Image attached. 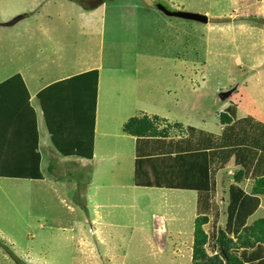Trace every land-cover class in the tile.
I'll return each instance as SVG.
<instances>
[{
  "label": "rangeland",
  "instance_id": "obj_1",
  "mask_svg": "<svg viewBox=\"0 0 264 264\" xmlns=\"http://www.w3.org/2000/svg\"><path fill=\"white\" fill-rule=\"evenodd\" d=\"M92 66L102 99L94 164L79 158L72 167L45 165L44 179L26 187L0 180V263L191 264L195 214L184 220V199L174 200L183 208L169 207L172 200L157 188L132 186L136 163L126 125L143 113L215 132L230 104L239 116L253 115L252 107L264 123V90L255 94L264 86V0H0V83L22 73L47 82ZM158 120L160 134L167 130L155 142L159 159L172 140H183L182 150L203 133L186 128L182 136L173 132L178 126ZM243 131H222L225 156ZM223 162L222 179L234 184V162ZM138 169L145 178L147 169ZM153 179L146 180L158 184ZM199 204L196 196V217L206 220ZM160 216L169 224L163 227ZM262 216L256 211L250 226ZM164 231L182 240L171 246Z\"/></svg>",
  "mask_w": 264,
  "mask_h": 264
},
{
  "label": "trees",
  "instance_id": "obj_2",
  "mask_svg": "<svg viewBox=\"0 0 264 264\" xmlns=\"http://www.w3.org/2000/svg\"><path fill=\"white\" fill-rule=\"evenodd\" d=\"M97 82L98 71L92 70L64 81L55 82L45 88L37 97L43 94V101L46 103L47 94L53 92H61L62 94L75 92L76 96L83 93V90L75 89V86L81 88L82 86L87 87L89 84L91 100L92 92L95 95L94 85ZM28 100L29 94L20 75H15L0 83V146L4 145L6 152V154L4 153V161L0 164V178L41 180L39 143L34 128L35 116ZM44 102L41 103V108H43L49 136L55 150L64 158L91 159V141L84 151L77 149L79 146L70 141L57 144L56 128L58 123L54 117L49 116L48 111H45L46 104ZM21 108H23V117L15 122L16 130L9 131L11 117ZM222 113L220 122L226 125V128H244L245 131L239 133L240 136L236 142L229 144L226 156L221 149L225 146L224 142L222 147L213 145L212 149L214 150H211L210 157L195 150L194 145L196 143L199 145V140L218 139L207 132L201 133L200 138H196L189 143L191 149H188V154L182 155L177 152V155L180 156L174 158L177 162L175 163L176 172L185 171L186 169V174L192 182L190 186H187L186 183H176L172 178L167 179L169 177L167 176L169 175L168 164L170 163L168 157L174 151V144H178L180 140L170 142V145L166 147L165 157L162 159L153 158L156 156L153 149H157V144L154 142L156 140L154 139H162L166 136L167 130L164 131L165 134H160L156 123V121H159L158 119L152 120L144 117L131 119L126 125V133L136 140L134 186L161 189L169 184V187H172L171 189L196 192L200 200L198 209L208 215L209 225L206 230L208 235H206L199 228V225H204L206 220L196 221L198 230L192 247L191 264H264V254H262V251H264V227H262L264 225V214L260 220L254 223L255 229L251 230L254 233V243L247 246L244 243H238L240 236L247 231V221L259 207L258 196L254 193L251 194L252 197L245 196L241 188L232 186L227 191V205L220 214L218 210H221V208L214 202L215 178L222 167H225L223 157L232 158L234 165L238 168L235 175V181L238 183L245 178L249 179L250 176L256 178L254 176L258 175V181L256 182L264 184V123L247 116L238 118L236 106L232 104ZM23 118L27 121H23ZM235 122H239V124H235ZM20 123L22 125H19ZM234 124L235 127H233ZM190 129L193 128L187 127L189 132H191ZM148 149L151 150L150 156L146 153ZM191 151L194 153L190 154ZM195 152L197 153L195 154ZM144 163L147 164L145 167L143 166ZM138 166L147 169L145 178L142 174L143 170H139ZM147 177L149 180L151 178L154 180L153 177L157 178L158 184L153 185V182L146 180ZM208 201H212L213 207L206 210V212L205 207ZM222 217L224 218L223 227L219 228L218 224Z\"/></svg>",
  "mask_w": 264,
  "mask_h": 264
},
{
  "label": "crops",
  "instance_id": "obj_3",
  "mask_svg": "<svg viewBox=\"0 0 264 264\" xmlns=\"http://www.w3.org/2000/svg\"><path fill=\"white\" fill-rule=\"evenodd\" d=\"M165 10V9H163ZM172 13V12H171ZM165 15V13H163ZM158 15V14H157ZM253 15V14H252ZM256 35V34H255ZM39 53H43V52H39ZM48 54V55H47ZM54 57H57L54 55ZM45 58L46 59H50V55L49 53L45 54ZM74 63L76 64V59L74 61ZM59 66H61L63 63H57ZM74 64V66H76ZM51 68V67H50ZM74 68V67H73ZM92 70H96L98 71L96 68H94V66L92 67H87V69L83 72H79L75 75L72 76H64L61 79H55V80H51V81H43V79L41 77H31L30 79L27 78L23 73L20 75V77L22 78L27 92L29 94V106L31 108V110L34 113L35 119H34V128H35V132L37 134L38 137V143H39V165H40V172H41V180L44 179V173L48 174L49 169H44L45 165H71L75 166V159H79L76 157H62L54 148L50 136H49V130L46 124V120H45V114L43 111V108H41V103H43V97L42 95H40V97H37L38 94L42 93V91L47 88L48 86L52 85L55 82L58 81H64L67 80L69 78L75 77L76 75L82 74V73H86ZM90 85L88 84L87 87L82 86L81 88H77L78 86H75V89H81L83 90V93H80L78 95L75 96V92L72 93H67V94H62L61 92H53V93H49L46 96V107H45V111L49 112V116L50 117H54L57 120L58 126L56 128V142L57 144H62L65 143L66 141H70L73 142L74 144L76 143L79 147L77 149H81L82 151H84L85 149H87V147L89 146L90 141L92 142V158L89 160H85L82 161L81 164H86V162H91L92 164H94V159L97 155V151H98V141L97 138L95 136L96 133V127L98 124L97 120V116H98V105L99 103L102 101V99L99 96V91H98V86H99V72H98V82L97 84L94 85V89H95V97H94V92H92V99L90 100ZM261 88H256L255 89V94L258 95L260 93V91L263 89L264 90V86L260 85ZM98 91V94H97ZM50 95V96H49ZM93 106V109H92ZM236 109L238 111V107L237 105ZM243 107V106H242ZM248 107H251L248 105ZM110 112L107 111L106 113H104L105 115L108 114ZM249 112H251L253 115H243V116H239L237 115L238 118H244V117H251L255 120L256 117H254V115H257V112H255L252 107L251 110H249ZM239 113V112H238ZM23 117V108H21L19 111H17L15 114H13V116L11 117L10 121H9V131L10 130H16V121L19 120L20 118ZM113 117H119L118 114H116ZM137 117H147L148 119H152L155 120L160 119V120H164V122L167 121L168 125H175L178 126V129H175L173 132L179 135H182L180 133L184 132V129H186L187 127L190 126H185L182 127L181 125L174 123L171 124L169 123V120L164 119L163 117H158L157 115L154 114H147L146 116L143 115V113H139V115ZM94 118V119H93ZM132 118H135L132 117ZM93 119V120H92ZM7 120V119H6ZM23 121H27V119L23 118ZM261 121V120H259ZM262 122V121H261ZM96 124V126H95ZM19 125H22L21 123ZM92 126V128H91ZM169 128H172L171 126ZM195 130H200L201 132L204 133H208L211 134L215 137H217L218 139H212L210 138L209 140H199L200 143L199 145L196 143L194 145L195 150H197V152H203L205 153V155L207 157L211 156V150L213 145H217L219 147H222V131H224V129L226 128V125L219 124V126L217 127V130L215 132H209V131H205V130H201L198 128H194L191 127ZM158 129H161L160 126H158ZM176 131V132H175ZM4 133V130H3ZM169 133V130L167 132V134ZM41 138H40V136ZM185 135V134H184ZM4 136V135H3ZM183 136V135H182ZM129 137V136H128ZM176 136L171 137L172 139H175ZM203 139H207V138H203ZM156 141L160 140V138L158 139H154ZM180 140V139H178ZM154 141V142H156ZM173 141V140H172ZM171 141V142H172ZM4 142V139H3ZM135 143L136 140L134 138H132V148H131V152H132V158L135 160ZM185 144V142L183 140H180V142L178 144H174V151L171 152V155L169 158L170 163L168 164V168H169V177H167V179L172 178L173 180H175L176 183L179 184H183L186 183L187 186H190L188 184V182H191L190 177L186 174L187 170L185 169V171H177L176 172V164L177 163L174 158L176 156H180L177 155L179 152V154L185 155L188 154L187 151L188 149H191L190 145H188L186 148L180 150V148ZM170 145V142H169ZM168 145V146H169ZM167 146V147H168ZM168 149V148H167ZM154 153H156V156H154L153 158H158L159 156V152H160V148L157 149H153ZM75 152V151H74ZM195 152V154L197 153ZM4 153L5 152V147L0 146V164H2V162L4 161ZM147 155L150 156L151 150L148 149L146 151ZM194 152H190V154H193ZM74 154V153H73ZM173 158V160H172ZM230 160H232V158H230ZM233 161V160H232ZM146 164L144 163L143 166H145ZM224 165V163H223ZM235 166V165H234ZM142 168V167H141ZM143 169V168H142ZM234 170L237 172L238 168L235 166ZM134 171V170H133ZM133 171H132V182L131 185L133 187L134 186V175H133ZM175 173H176V178H175ZM69 175V174H68ZM67 175V176H68ZM228 175H230V173H228ZM92 176H93V172H92ZM227 176V174L225 173V167H222V170L220 172L217 173L216 178H215V185H216V189H215V198H214V202L215 204L221 208V210H218L219 214L220 212H222V210L225 209L226 205H227V191L230 187L234 186L236 188H241L244 192L245 196H251V194H256L259 198V207L256 211H261L262 215L264 214V184L262 185L261 183H257L256 181H258V175L254 176L256 178L253 177H249L245 178L244 180L240 181L239 183L237 181H234V184H230V183H226L224 179H222V177ZM0 180H5V181H10V182H19L22 183L24 186L26 187V183L27 179H6V178H0ZM177 184V185H179ZM237 184V185H236ZM92 183L91 181L89 182V187L91 186ZM139 188H143V187H139ZM172 187H169V184L166 185L165 188H161L158 189L159 191H161L160 197L161 198H169L172 201L168 204L169 207H172L174 205V207H179V208H183L182 204H177L174 202L175 199H184L187 203V208L184 211V216L183 219L186 220L187 218H189L192 214H195V217L190 219V225H196V220L197 222H199V219H201L202 217H196V192L194 191H179V190H175V189H171ZM129 187L125 186L122 188L121 192H124L126 190H128ZM143 189H156V188H143ZM117 192L118 189H115ZM178 196V198H177ZM252 197V196H251ZM208 204V205H207ZM205 207V211L212 208V201H208ZM207 212V211H206ZM221 216V215H220ZM100 217L96 216L95 220H93V222L97 223V226L101 223L99 222ZM160 220H161V224L164 227L165 224H169V223H165L164 217L160 216ZM205 220V219H204ZM260 220V219H259ZM102 221V220H101ZM223 222H224V218L222 217L220 220V224H218L219 228L223 227ZM209 225V221L208 219H206V222L204 224V226L206 227L205 230H207V227ZM103 227H108V226H103ZM168 227V226H167ZM255 229V226H250L249 221H247L246 223V232H244L242 234V236H240V240L238 241L239 244L244 243L247 245H249L250 243H254V233L253 230ZM97 230H99L97 228ZM156 230V227L153 228V231ZM164 235H163V239L165 240H170L169 244L171 246H175L176 243H178L179 241H181L182 239H180L179 234H177V238H176V243L173 241H171V236H169L168 231L165 232L164 231ZM181 234H183L184 232H182V230L179 232ZM98 236L103 237V235H101L99 233V231L97 232ZM188 236H190V234L185 235L184 242H186V238H188ZM171 237V238H170ZM5 257V256H4ZM6 258V257H5ZM1 264V263H0Z\"/></svg>",
  "mask_w": 264,
  "mask_h": 264
},
{
  "label": "water",
  "instance_id": "obj_4",
  "mask_svg": "<svg viewBox=\"0 0 264 264\" xmlns=\"http://www.w3.org/2000/svg\"><path fill=\"white\" fill-rule=\"evenodd\" d=\"M177 17H180L182 19L185 20H194V21H198L201 22L203 24H206L208 22L206 17L203 16H196V15H192V14H187V13H176Z\"/></svg>",
  "mask_w": 264,
  "mask_h": 264
}]
</instances>
